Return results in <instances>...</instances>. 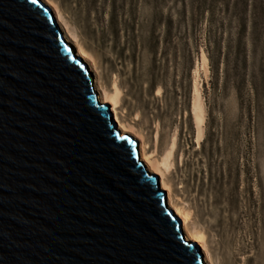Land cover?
<instances>
[{
    "label": "water",
    "instance_id": "1",
    "mask_svg": "<svg viewBox=\"0 0 264 264\" xmlns=\"http://www.w3.org/2000/svg\"><path fill=\"white\" fill-rule=\"evenodd\" d=\"M41 0H0V264H205Z\"/></svg>",
    "mask_w": 264,
    "mask_h": 264
},
{
    "label": "rangeland",
    "instance_id": "2",
    "mask_svg": "<svg viewBox=\"0 0 264 264\" xmlns=\"http://www.w3.org/2000/svg\"><path fill=\"white\" fill-rule=\"evenodd\" d=\"M51 1L58 28L92 56L90 76L101 87L116 76L118 117L143 135L146 151L156 125L161 143L177 132L167 179L204 229L212 263L264 264V0ZM201 53L198 147L190 103Z\"/></svg>",
    "mask_w": 264,
    "mask_h": 264
},
{
    "label": "bare ground",
    "instance_id": "3",
    "mask_svg": "<svg viewBox=\"0 0 264 264\" xmlns=\"http://www.w3.org/2000/svg\"><path fill=\"white\" fill-rule=\"evenodd\" d=\"M46 3L47 6L51 7L55 13L56 24L61 27L62 17L59 8L51 0H42V3ZM43 3V4H44ZM52 11V12H53ZM64 25H66L64 23ZM59 27V28H60ZM64 28V27H63ZM62 38L67 42L68 45L72 46L76 57L83 59L89 66V70L96 72L95 62L92 56L85 50V48L73 37L70 32L62 30L60 28ZM199 70L206 75L207 72V59L203 53L200 54L199 64L193 70L192 73V85H191V118L194 126V139L195 144L199 147L203 138V124L205 118L204 105L201 98V92L198 82ZM91 82L94 93L96 94L97 100L101 104H108L112 119L116 123V128L121 134L130 133L135 138L138 145L139 160L143 163L146 170L158 176V187L166 193V206L173 210L174 214L179 218L181 222V230L185 239L188 242H194L197 244L199 251L201 250L202 260L205 264H213L207 249L206 234L202 226L193 219V213L187 203H178L172 197V189L167 179V175L175 170V159H176V148H177V132L173 131L168 134L161 143V136L159 128L155 127V131L152 135V142L148 151L147 146L144 142L143 135L134 130L132 125L122 122L117 114V108L119 107L123 90L119 85V82L115 75L109 79L107 87H101L97 83V78L91 76ZM159 93V88L156 90ZM139 109V108H138ZM135 109V113L132 116L134 122L139 121V111ZM142 113V112H141ZM141 118V117H140ZM180 157V156H179ZM180 188V187H179Z\"/></svg>",
    "mask_w": 264,
    "mask_h": 264
},
{
    "label": "snow or ice",
    "instance_id": "4",
    "mask_svg": "<svg viewBox=\"0 0 264 264\" xmlns=\"http://www.w3.org/2000/svg\"><path fill=\"white\" fill-rule=\"evenodd\" d=\"M32 2H33V3H35V2H36V0H32Z\"/></svg>",
    "mask_w": 264,
    "mask_h": 264
}]
</instances>
